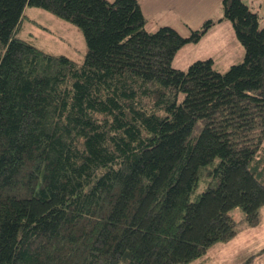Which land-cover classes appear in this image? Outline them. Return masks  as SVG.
Masks as SVG:
<instances>
[{"label":"trees","instance_id":"obj_1","mask_svg":"<svg viewBox=\"0 0 264 264\" xmlns=\"http://www.w3.org/2000/svg\"><path fill=\"white\" fill-rule=\"evenodd\" d=\"M27 5L79 26L84 60L20 37ZM222 6L244 48L225 71L173 65L213 19L185 36L139 0H0V264H188L235 237L233 207L261 221L264 25Z\"/></svg>","mask_w":264,"mask_h":264},{"label":"rangeland","instance_id":"obj_2","mask_svg":"<svg viewBox=\"0 0 264 264\" xmlns=\"http://www.w3.org/2000/svg\"><path fill=\"white\" fill-rule=\"evenodd\" d=\"M245 2L259 12L264 25V0ZM140 4L146 16L145 26L150 31L171 25L186 36L188 26L200 28L208 19L215 21L198 42L178 50L173 61L176 67L186 69L193 61L210 56L215 67L225 71L244 58V48L232 23L225 18L221 20L224 16L222 0H140ZM24 14L20 37L45 51L66 54L79 62L84 60L87 43L79 26L38 6L27 5ZM230 214L238 229L235 237L215 243L203 256L188 264H264V206L261 207L262 219L256 225L246 223L241 206L233 207Z\"/></svg>","mask_w":264,"mask_h":264},{"label":"crops","instance_id":"obj_3","mask_svg":"<svg viewBox=\"0 0 264 264\" xmlns=\"http://www.w3.org/2000/svg\"><path fill=\"white\" fill-rule=\"evenodd\" d=\"M140 1V0H139ZM189 4V3H188ZM223 7V6H222ZM219 16H221V15H219ZM228 20V19H227ZM230 21V20H229ZM231 22V21H230ZM232 23V22H231ZM232 26H233V23H232ZM199 26L198 25H195V26H193V27H191V26H188L187 27V29H188V31H187V33H185L186 35H189L190 34V32H191V29H195V28H198ZM234 28V27H233ZM234 31H235V29H234ZM241 43V42H240ZM189 44V43H188ZM242 45V44H241ZM184 47V46H183ZM182 47V48H183ZM181 51V50H180ZM210 57V56H209ZM207 58V57H206ZM232 65V64H231ZM179 68V67H178ZM229 68V67H228ZM222 71V70H221Z\"/></svg>","mask_w":264,"mask_h":264}]
</instances>
